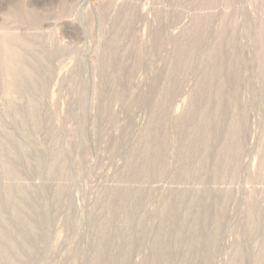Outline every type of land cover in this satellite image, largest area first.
Here are the masks:
<instances>
[{
    "label": "rangeland",
    "instance_id": "374dc122",
    "mask_svg": "<svg viewBox=\"0 0 264 264\" xmlns=\"http://www.w3.org/2000/svg\"><path fill=\"white\" fill-rule=\"evenodd\" d=\"M0 264H264V0H0Z\"/></svg>",
    "mask_w": 264,
    "mask_h": 264
}]
</instances>
